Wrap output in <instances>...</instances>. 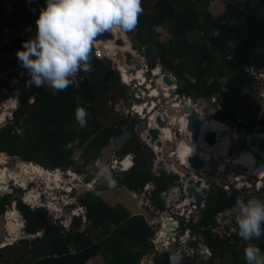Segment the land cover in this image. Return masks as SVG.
Wrapping results in <instances>:
<instances>
[{"label": "trees", "instance_id": "16d2710c", "mask_svg": "<svg viewBox=\"0 0 264 264\" xmlns=\"http://www.w3.org/2000/svg\"><path fill=\"white\" fill-rule=\"evenodd\" d=\"M200 1L201 3L197 0H158V9L155 10V13L152 15L140 14L136 30L127 34L133 37L135 46L138 48H142L148 41L159 45L160 64L164 70L172 72L177 77L179 91L182 94L199 98L222 92V86L218 80L214 79L210 82L211 77L205 68L206 64L213 63L215 54L225 61L233 73L244 78L247 77L250 85L253 86L254 79L249 76L247 67L250 65L264 66V55L261 53L252 55L255 46L259 45L258 47L264 48V15L260 17L263 23L260 24L257 23V12L242 10L239 5L230 1ZM257 7L264 11V0H257ZM40 9L30 14L25 10L23 13H14L8 16H2V11H0V25L17 24L18 21L23 20L35 27ZM165 25H168L172 34L169 41H161L160 33L157 30V27ZM190 29L200 31L206 39L211 41V45L197 39H186ZM215 31L218 32L216 36L213 35ZM247 33L255 37L246 40L244 45H239L233 50L232 42L244 38ZM256 37H260L258 41ZM231 52L234 53V58L228 60L227 55ZM149 63L151 67H154L157 62L149 59ZM189 64L192 68H189ZM105 71H110V69H105ZM187 72L194 80L186 75ZM93 80L92 78L90 87L95 101L91 104L85 101L84 91L81 88L83 82L80 80H77L78 84L69 86L57 95H53L52 90L46 85L40 87L37 90L35 103H24L19 106L14 113V121L0 129V152L20 155L26 161H33L46 168L54 169L75 164L73 158L75 149L81 148L84 143L88 142L89 149H86L87 152L84 153L89 159L96 160L100 156L101 147L108 144L111 135L115 134L114 127L118 121L107 125L99 119L95 105L96 101L101 99L100 80ZM101 81L103 82V80ZM77 107H84L89 113L85 128H81L75 120L74 113ZM232 110L235 111L236 107H232ZM18 129H23L24 134L21 135ZM91 136L93 137L90 140ZM76 140L79 143L74 148L66 149L64 147L67 142ZM132 149L134 150L135 147L129 144L121 151L129 152ZM137 152V163L130 171L113 170L118 182L117 187L125 186L140 190L151 180H157L159 188L174 183L175 178L167 179L165 171L162 172L161 177H157L152 168L147 166V161L141 162L145 150ZM107 188L106 185H101L95 191L100 193L101 190ZM25 189L30 191L28 193L34 192L38 201L42 202L43 194L39 188L32 187L28 182ZM229 192L231 196L228 195ZM240 195H245L246 199L255 197L264 201L259 191L247 193L235 188L219 189L218 191L214 189V192L210 191L207 195L205 207L201 210L198 222L191 221L188 225L191 228L209 226L214 223L217 212L224 207L236 204V197ZM153 197L155 202L162 207L157 191H154ZM9 198V195L0 197V213L6 210ZM81 198L87 208L88 220L94 227L102 226V230L91 233L87 227L83 232H68L63 236L59 226L50 225L34 243L47 244L43 255L37 260L29 261L28 255L33 251L30 249L31 246L29 247V242L25 240L26 245L21 250L24 252L23 259L20 260H25L26 264H88L87 262L96 257L102 249L107 264H141L144 255L149 253L152 248L151 237L154 234L145 217L132 215L121 204H109L102 198L101 193L96 196L93 191H89ZM19 208L26 219H31L33 216L32 221L27 225L29 233H36L38 228L49 223L44 209L37 210V215L28 205L21 202ZM76 223L79 225L81 219L77 218ZM18 228L20 226H17V230ZM204 235L206 243L213 253L210 260L212 264L216 262L217 258L224 259L228 252L232 253L233 264H247L245 259H241L247 243L240 237L235 243H231L215 238L208 229L204 230ZM93 237L96 240L92 239ZM250 243L256 244L264 251V236ZM5 260L13 262L9 257ZM20 260L16 261V264H20ZM155 264H169V253L157 254ZM183 264L192 263L183 260ZM217 264H221V262Z\"/></svg>", "mask_w": 264, "mask_h": 264}, {"label": "clouds", "instance_id": "9594fccd", "mask_svg": "<svg viewBox=\"0 0 264 264\" xmlns=\"http://www.w3.org/2000/svg\"><path fill=\"white\" fill-rule=\"evenodd\" d=\"M142 11L143 9L141 7V0H46V6L40 9L39 15L35 22V28H36L35 36L25 41L23 43V47L21 49H18L16 52L17 60L19 61L21 66L27 70L29 74V79L26 81V85L29 87L34 85L38 88L46 85L48 88L52 90L53 95H57L60 92L66 90L69 86L78 84L77 80H80L83 83L87 82L91 74L88 77L86 76V73L90 71H92L91 73H93L94 71V69L91 68V64H90V61L92 59V50L96 42L98 43L99 41L100 42L102 41V40L96 41L97 37L102 36L104 33L118 30V31L123 32V34L125 33V35L129 38V35L127 33L133 32L136 30L138 26V22H139V16L142 13ZM115 37L116 39L118 38V36L116 35ZM129 40L131 41V47L133 48L132 54H134V52L136 53V55H134L133 63L134 62L136 63L138 60H140L139 62L142 63L143 69H145V73L149 72V74H151V76H148V77H152L154 75L152 74V72L154 71V68H156L157 66H160L161 67L160 72H162V74L160 77L158 75L157 76L155 75V76L157 78L156 80H158L159 78L163 80V76L165 72L168 70L163 69V66L160 64V61L159 62L155 61L157 62L156 65L154 67H151L149 63V59L151 58L146 56L143 51L144 45L142 48H138L135 46L134 41H132L130 38ZM109 41L110 40H106L100 43V45H102L106 51H108L107 45H104V43L109 42ZM110 42H113L114 45L117 46L115 48L112 47L111 52H113V54L120 48H122V50L125 51L124 47L116 44V41L113 40ZM113 54L111 55L113 58H115ZM142 57H144V61L142 60ZM98 60L100 61L106 60L107 62H109L108 68L110 69V71H113L117 75L118 81L124 86L126 82L122 80L123 79L122 68H120L119 66L120 63L116 60V58H115V61H116L115 68H113L112 60L109 58H106L104 60H101V59H98ZM123 64L128 65L125 62ZM79 72H81L82 76L84 77L83 80H81L80 78L75 79V77L79 74ZM169 74L172 80L174 81V84L170 85V88L173 89V92L171 93L169 91L170 95L167 98V96L165 95L166 91L162 89L164 92L163 98H160L158 100L159 101L158 103H160V106L162 108V112L158 113L157 111L153 110L151 113L156 112L157 115L158 114L161 115L164 113V114L171 116L170 107L180 108L186 101H189L190 104L192 103L196 104V102L192 100V96L180 93V91L178 90V86L175 81V78L173 76L174 74L170 71H169ZM81 88L84 89L85 101L88 104L93 103L95 101V96L92 95L91 89L87 90L88 87L87 89L84 87H81ZM88 94L89 96L91 94L94 100L90 101L87 98ZM178 97L180 98L178 99ZM169 98L171 100L166 101L164 103V100H167ZM212 102L214 101L212 100ZM177 105H180V106H177ZM153 108H156V104L154 105ZM134 110L132 109V106H131L129 111L132 116H133V113L135 112ZM151 113L148 116L149 123L151 122V118H152ZM178 114H181V112L179 111ZM74 115H75V120L78 122L81 128L87 127V117L89 113L84 107H77L75 109ZM139 115H140V118H144L143 114H139ZM182 115L183 114H181V116ZM162 119L165 120L163 117ZM219 121L223 122V120H219ZM2 122L3 121H1L0 123L2 124ZM169 124L171 125L172 122H169ZM2 127L4 126L0 125V129ZM177 128L178 129H175V134L178 138H180L181 135L182 136L184 135L183 134L184 132H183V129H180L181 127L177 126ZM178 131H181V134H178ZM259 136H262V135H259ZM78 143H79L78 140L69 141L66 143L64 147L66 149H72ZM148 143L149 141L147 142V144ZM168 144H169V151L171 150L170 154H172V152L176 150V144L173 142H169V141H168ZM151 149L153 148L151 147ZM119 150L121 151L122 149H119ZM248 150H250V148ZM153 151L155 152L154 149ZM255 153L259 154L258 151H254V154ZM101 154L102 153H100V156ZM114 154H117V153H114ZM130 155L132 156L131 159H133V163L130 162L131 166L127 169H125L123 166L124 162L118 163L121 165L120 168L117 167L113 169L108 165L109 163L106 164L102 161H99L100 159V156H99L94 161V164H95V171H94L95 182L94 183L106 185L109 189H115L118 186V182L114 176L113 170H117L120 172L130 171L135 165V155L134 154H130ZM117 156H120L119 153ZM57 168H59L60 171H64V169L62 168H65V167H57ZM47 169L52 170V168H47ZM186 169L187 170L184 169L183 172L192 170L189 168H186ZM207 170L209 174L217 175L218 177L217 179L213 177L209 179V183H207L209 185L208 187L209 192L212 190L213 181H216L219 183V182H222L223 179L225 178L226 181L230 182V180L233 179L231 176H228V174L233 171L231 169L220 171L219 166H218L217 172L213 171L211 168H207ZM65 171H66L65 175H70V173L67 170ZM194 171L197 173H193V178H195V180H197V178H202V180L204 181V185H207L204 180L205 179L204 177L206 176V174L204 172L203 173L200 172V171H203V169L199 171H196V170ZM183 172H181V174ZM220 172H225L227 174L224 176L223 175L220 176L218 175ZM84 173L87 176L88 175L90 176L92 174L90 173V170L84 171ZM174 175L180 176L178 172H175ZM66 177L68 178V176ZM248 178H247V181H248ZM68 179H69L68 181H71V182L76 181V177L74 178L71 177ZM250 179L252 181V178ZM187 180L188 179H186V181ZM151 181L155 182L156 180H151ZM234 181L236 183L237 180H234ZM89 184L90 183L73 187L71 183L70 189L61 188V190H63L64 193L68 195V198H67L68 201L67 200L65 201L63 198H61L65 196V194L60 197V200H58L57 198L50 197L52 198V200H57L58 201L57 203L62 204L63 206L61 207L58 206V210L55 211L56 215L54 214V212H52L49 215L46 213L48 219L53 218L54 220H57L59 215L65 212L64 211L65 209L70 207L69 202L71 201L73 192L76 197H78V195L82 193L81 191H83L84 194L89 191H93L94 195L99 196L100 193L98 191H95L96 189L92 190L93 185L88 187ZM262 187L259 189V192H261V194L264 193L261 191ZM231 188H233V186H231ZM219 189L226 190L223 186H220V185L218 187V190ZM235 189L246 192V190L249 188L245 189V188L237 187ZM228 195L231 196V193L229 192ZM80 203L82 207L84 208V210L83 212L73 211L72 218L74 220H76L77 218H83L87 216L86 206L81 202V200H80ZM45 204L48 206L47 202ZM54 204L57 206L56 203ZM28 206L30 207L32 205L29 204ZM37 207H40V206H37ZM163 207L164 205L162 203L161 208L163 209ZM204 207H205V201L203 203V208ZM35 208H32V210H34ZM46 208L47 207L43 206L41 209H44L45 211H47ZM81 209L82 208H80V210ZM236 209H237V212L235 215V221H236V224L238 225V235L243 241L247 243V246L244 248V257H245L247 264H264V251H262L261 248L258 247L256 244L250 243L253 240H259L262 236H264V201L257 199L255 197H248L246 199L245 195H240L236 197ZM201 210L198 209L197 214L200 213L201 215ZM134 215L144 216V214H141V213L134 214ZM194 222H198V221H194ZM70 223L65 224L63 222L61 223V225L70 226ZM43 233L39 234L38 237L42 236ZM202 234L204 235V232ZM200 242L198 244V249H199ZM200 250L202 252H206V249L200 248ZM160 253H169V264H183V260L190 262L192 264L193 263L202 264V258L199 255V252H197L195 259H187V260L184 259V255L180 249H177L176 251L172 253L171 252H157V254H160ZM157 254L154 256V261H153L154 264H155V257L157 256ZM209 258L211 260L210 256ZM213 264H217V263L215 262Z\"/></svg>", "mask_w": 264, "mask_h": 264}, {"label": "rangeland", "instance_id": "374dc122", "mask_svg": "<svg viewBox=\"0 0 264 264\" xmlns=\"http://www.w3.org/2000/svg\"><path fill=\"white\" fill-rule=\"evenodd\" d=\"M197 1L199 3H201L200 0H197ZM226 1H230V0H226ZM234 2L237 3V0H235ZM155 3L156 2L154 0V3L151 5V7L146 9L147 13H149V14L153 13L154 10L152 7L155 6ZM241 3H243V2H241ZM40 8H42V7H40ZM241 8H244V10H248L251 12L252 11L257 12V17H258L257 23L263 24L260 20V17H262L264 15V11L262 9H260L259 7H257V0H244V4L241 6ZM144 11H145V8L143 9L142 12H144ZM157 30L160 33V40L164 39V41H169L172 38V34L170 33V31L168 29V25L159 26V27H157ZM217 34H218L217 31H215L213 33L214 36H216ZM128 35H129V38L133 41L134 40L133 37L130 34H128ZM254 37L255 36L251 35L250 33H247L244 38L234 40L232 42L233 50L236 47H238L239 45H241V46L244 45L246 40L247 41L251 40ZM125 38L127 39V47L124 49L133 51V48L131 47V41L127 37H125ZM256 38L258 41V39L260 37H256ZM258 46L259 45L255 46L254 50L252 51L253 54L264 52V49L260 48ZM213 57H214L213 63L206 64L205 68L207 69V72L211 77L210 82H212L214 79L218 80L220 85L222 86V92L210 95L208 97L195 98L192 96V100L195 101L196 105H199L200 108L201 107L204 108L203 112H204V116L206 118L213 117L216 120L217 119L223 120V122L226 125H228L229 131L231 133L237 132L240 134V136H243V137L245 135L248 136V135H251L254 133L255 134L260 133L264 137V97H262V95H261V93L264 92V74H261L257 78H254L255 79L254 84H253V86H251L247 77L244 78L241 75L233 73L230 70V68L227 66L225 61L222 58H220L217 54H215ZM233 58H234L233 52H231L227 55L228 60H233ZM139 61L140 60H138L136 62V64L139 63ZM189 68H192V66L190 64H189ZM263 71H264V69H263ZM91 72L92 71L86 73V76L89 77ZM94 73H95V71H94ZM146 74H147V76H151V74H149V72ZM103 75H104V73H103ZM186 75L191 80H194V78L191 76V74L189 72H187ZM173 76L175 78V81L177 83L178 90H179L178 79L175 75H173ZM249 76L253 77L251 75V73ZM98 80H101V79H98ZM99 83H100L99 84L100 85L99 94L101 95V99L96 101V105H95V108L98 111L99 119L102 120L107 125H110L111 123L116 121V119L119 122L121 121L124 124L128 123V121L130 120V116H129L130 111L129 110L132 106V100L130 99L129 94L126 93L124 86L118 81L117 78L115 79V82L112 84H107L106 82L103 84L100 81H99ZM90 84H91V80H87V82H84L81 85V87H84L86 89L88 87L87 90H90L91 89ZM93 100H94V98H93ZM212 100L214 102H212ZM166 101H170V99L164 100V103ZM232 107H236V110L233 111ZM117 109L118 110L120 109L119 112L117 111ZM9 112H11V111H9ZM161 115L165 119L167 124L170 125L169 124V122H171L170 121V115H167L164 113ZM119 122H118V124H119ZM0 125H1V123H0ZM177 126H176V129H177ZM180 129H182V128H180ZM18 131L21 133V135L24 134L23 129H18ZM178 134H181V131H178ZM226 135H227V133L226 134L222 133V134H220V137L222 139H224ZM92 137L93 136L90 137V140L92 139ZM141 139H142V137H141ZM141 142L142 143H140V145L143 148L142 150H145V152L142 154L141 162L147 161V166L151 167L152 170L154 171V173H160L161 174L163 171H165L167 179L172 178V177L176 179L177 177H176V175H174V173L177 172L176 169L172 166L166 165L165 161H163L162 165H160V164L157 165V166H165V167H163L160 170H158L157 168L153 169V166H156L155 160L157 159V153H155L153 151V149H151V147L147 144L148 141L146 142L142 139ZM106 145L101 147L102 152L104 151V147ZM133 146H135V145H133ZM251 147H252V145H250V148ZM86 149L87 150L89 149L88 142L84 143L81 148L75 149V151L73 153V158L75 159V164H72L70 166L62 168V169H64V171H60L59 168L52 169L53 171H60L62 173L63 177H61L62 179L60 181H51V182L43 183L42 181H40L38 179H36V180L29 179L30 185L32 187L36 186L37 188H39V190L43 194L42 195V203H40L37 200V198H34V200H29L27 198V193L30 191L25 189L24 187L20 186L17 178H13L8 183L9 186L7 189L0 191V197H3L5 195L10 196V198L8 200L9 204L6 206V210L3 213H0V260H1L0 262H1V264H16V261L23 259V253L24 252H22L21 250L24 249V247L26 245L25 244L26 238L30 239V240H26L30 244V245L28 244L29 247L31 246L30 249H32V251L36 250V252L29 253L27 259L29 261L39 259L43 255L42 250L39 251L37 249V247L34 246L33 241L38 237V234H40L41 232L43 233L44 231L47 230V228H48L47 226H50V225L60 226L61 223H63V222L65 224L71 222L70 227H73L76 232L77 231L83 232L86 230L87 227H89V231L91 233L100 232L102 230V226L94 227V225L92 223H90L89 220L87 222H85V227H82L81 225H77L76 220H74L72 218V212L73 211L74 212H83L84 208L82 207V205L79 202V200H81V197L78 199V197H76L74 195V192L72 194L73 196L71 198V201L69 202L70 207L65 209L64 210L65 212L61 213L60 215L58 213L59 217L57 220H54L53 218H49L50 219L49 223H47L44 226H41L40 228L37 229L36 233H38V234L28 232L27 225L29 222L32 221L33 216L31 219H26L22 210L19 208V203L21 202V203L26 204V205L27 204L32 205L33 207L30 206L31 210H32V208L36 207L34 210H32L34 212V214L38 215L37 210L41 209L43 206L47 207L46 213L48 215L51 214L52 212H54V214H55V211L58 210V206H56L54 203H56L58 201L52 200V198H50V197L57 198L58 200H60V197L65 194L64 191L61 190V188L70 189L71 183H72L73 187L79 186L82 184L90 183L88 185V187L93 185L92 190L98 189V187L101 186V184L94 183L95 182V176H94V171H95L94 161L95 160H93V159L91 160L88 158V156L85 155L84 152L86 151ZM139 151H141V150H139ZM240 151H242V150H240V148L237 146V142L233 143L232 150H231L230 154H232V156H234L236 154V152L239 153ZM114 153H117V154H114ZM118 153L120 156H117ZM129 153L135 155V163H137L138 152H134L133 149L129 152L128 151L123 152V151H120L119 149H117V150L114 149L108 165L111 167V164H113L114 158L118 159V163H121V162L123 163L125 160L129 159V155H130ZM258 153L259 154L255 153L256 158H258V161H261L262 159H264V158H262L263 154L260 152H258ZM15 158H17V157L16 156H7L5 154V152L4 153L0 152V169L7 168L10 171V169L13 168V165H12L13 162L12 161ZM22 160H24V159L22 158ZM24 161H26V160H24ZM169 161H171V160H169ZM166 162H167V160H166ZM89 164H90V166H88ZM117 165L121 166L120 164H117ZM85 169H87L88 171L90 170V173H92V174L90 176L89 175L87 176L84 173ZM65 170H67L70 173V175H65V172H66ZM124 172H128V171H124ZM220 173H221L220 175H226L227 174L225 172H220ZM66 176H68V178L76 177V181L75 182L68 181L69 179ZM256 181L257 180H255V178H252V181H249V182L244 180L243 181L244 185H243V183L242 184L240 183L239 188H245V189L249 188L246 190V192L254 193L255 191H257V189H256L257 187L255 185ZM174 183H175V181H174ZM174 183L167 186V187L159 188L158 187L159 184L157 183V180L155 182L154 181H148L146 186L140 190L130 189L128 187L121 186V187H116L115 189H109V188H107L105 190L103 189L100 191V193H101V196H102V194H105L104 196L107 198L109 204H112V205L114 203H115V205L121 204L122 206L127 208L132 215L140 214L141 212H142L141 214L144 213L145 215H147V213L145 211H142L144 208L141 207L142 206L141 202H148L151 199L152 202L155 203V205L157 207L156 209H162L160 207V204L155 202V199L153 197L154 191L158 192L159 199H160L161 203H163V205H164V202L162 199V192L164 190H169L172 187H174V185H175ZM212 185H210V186H212L211 191L214 192V189L218 188L219 184H218V182L213 181ZM234 187L235 186H233V188ZM235 188H237V187H235ZM74 191H75V189H74ZM262 196L264 198V193L262 194ZM61 198H63L65 201L66 200L68 201V199H67L68 195H66V194H65V196H63ZM107 200H105V201L107 202ZM132 200H134V201H132ZM46 202H47V204H48V202H51L53 207L49 204L47 206L45 204ZM172 202H173V200H172ZM37 206H40V207H37ZM165 206H166V199H165ZM15 207H17L20 214L22 215V220H21V218L14 219L11 217L12 209ZM80 208H82V209L80 210ZM60 216H62V217H60ZM17 226H20V228H18V230H17ZM80 226H81V228H80ZM113 228H115L114 225H113ZM18 233H20V236ZM166 234L167 233H165V236H166ZM8 237H10V239H12V242H9V243L7 241L4 242V244H8L5 246L4 244H2V242L5 239H7ZM154 237H153L154 239H157L160 236L155 235ZM92 239L96 240L94 237ZM39 246H40V244H39ZM104 255H105L104 251L101 249L100 253L96 257L92 258L88 264H107L106 258L104 257ZM145 255L141 261V264H147L146 261H148L150 259L149 257L147 258V256H145ZM7 257L11 258L13 260V262L12 261L6 262L5 259H7ZM109 257H110V255H109ZM242 258L245 259L244 254L241 255V259ZM20 261H21L20 264H26L25 260H20ZM218 262H221V264H233L232 253L228 252L226 254V256L224 257V259H222V260L217 258L216 263H218ZM234 263H236V262L234 261ZM152 264H154V262Z\"/></svg>", "mask_w": 264, "mask_h": 264}, {"label": "built area", "instance_id": "2783aa9c", "mask_svg": "<svg viewBox=\"0 0 264 264\" xmlns=\"http://www.w3.org/2000/svg\"><path fill=\"white\" fill-rule=\"evenodd\" d=\"M45 6L46 0H0L2 16L23 13L25 10L30 14V12H35L37 9H40V7ZM35 34L36 28L23 20L18 21L17 24L0 25V122L3 121L1 126H5L9 122L14 121V113L21 104H33L36 101L37 90L39 88H37L32 94L26 96L21 102H17L13 99L14 94L21 93L19 90L20 85L24 83L26 79H29L27 70L24 69L17 60L16 52L23 47L25 41L34 37ZM98 43L95 44L92 50L93 55L101 60L106 58L111 59L112 66L115 68L116 61L111 55L113 52L108 54L104 47L100 45L102 41H99ZM142 60L144 61V57H142ZM91 68L93 69L92 65ZM76 78H80L81 80L84 79L81 72H79L75 79ZM4 99H10L15 105L5 106L3 103ZM7 107H10V110L5 112L4 109ZM160 159L157 158L155 160L156 166H153V169L157 168L160 170L165 167L157 166L160 164ZM131 162L133 163L132 159ZM117 164L118 159L114 158L111 168H120V166H116ZM200 172L203 173V171ZM220 174L221 173L218 175ZM155 175L160 176L161 174L155 173ZM218 184L223 186L226 190H229L232 185L239 187V184L235 183L233 179L228 182L224 178L223 181ZM187 186L188 182L184 181L182 176H177L174 187L162 192L164 209H156L157 207L151 199L148 202H141V207L144 208L142 211L147 213V215L143 213L146 216V221L154 232L151 237L152 251L145 255L147 258H150L146 261L147 264L153 263L154 256L157 252L172 253L177 249L182 251L184 259H195L198 252L200 236L206 229H208L215 238L229 241L231 243H235L237 238H239L238 225L235 221V215L237 212L236 204L219 210L215 216L214 223L209 226L191 228L188 224L191 221H195L198 207L195 204L194 197H187ZM206 186L209 187L208 184ZM262 186H264V183H262L261 186L257 184L256 189L259 191ZM199 190L201 191V188H199ZM183 196H185L184 199H182ZM169 222H171V226ZM165 233H167L166 236ZM155 235L160 237L154 239ZM206 252L212 257L213 253L211 249L207 248Z\"/></svg>", "mask_w": 264, "mask_h": 264}, {"label": "bare ground", "instance_id": "6f19581e", "mask_svg": "<svg viewBox=\"0 0 264 264\" xmlns=\"http://www.w3.org/2000/svg\"><path fill=\"white\" fill-rule=\"evenodd\" d=\"M112 33L118 37L121 36L124 39V42H125L124 48H126L127 47V39H125L123 32L118 31V30H114V31H112ZM96 44H97V42H96ZM104 45H107L108 51H106V52H108V53L111 52L112 47H114V48L117 47L114 45L113 42H110V41L105 42ZM134 55H136L135 52H134ZM123 63L124 62H120L119 66H120V68H122L123 78H124L126 83L129 84V82H131L132 80H133L132 82L140 80L141 83L138 82L139 84H145L146 85L148 83L147 88H150V90L152 91V96H156L159 94V88L158 87L152 88L154 86H151L150 82H148V79H147L148 76L145 73V69L137 68L136 63L134 62L131 66H133V68H135L136 72L133 70V68H131V71H130L128 69V65H125ZM160 69H161V67L157 66L156 68H154V71L152 72V74H154L156 76L158 75L160 77L162 74V72H160ZM129 79H130V81H129ZM127 81H129V82H127ZM157 82H158L159 86H161V88L164 91H166V94L169 93V95H170V92H169V90L171 89V88H169L170 86L168 84L164 83L161 78H159ZM146 89H144V90L142 89V92H138V93H136V95H141V94L145 95V92H143V91H145ZM165 89H167V90H165ZM138 91H141V90L139 89ZM167 98H168V96H167ZM3 103L5 106L15 105L14 102H12L8 99H6V100L4 99ZM153 104L155 105V102L141 101V104H139V105L133 103L132 107H133V110L135 109L136 111H139L140 113L143 112V110L146 108L147 110H145L144 112L146 113L148 111V114H150L155 109V108H153V106H154ZM192 105H194V107L202 113V117H204V112H203L204 108L203 107L200 108L199 105H196L194 103H192ZM177 106H180V105H177ZM9 108L10 107H7L6 109H4V111L8 112V110H10ZM170 110H171L170 121L173 123V125L174 124H175V126L178 125L183 129L184 135L183 136L181 135V139H179L176 136L175 131L170 128V125L167 124L164 127H159V125L156 122V116H157L156 112L151 113L152 118H151V122H150L149 126L150 127H157L160 129L159 139H161L164 142V144H168V141L172 142L171 140H173V141L176 140V142H177V143H175L176 144V150L172 152L173 155L170 154V151H171L170 150L168 152V157H163L164 145L162 147H159V146H157L156 143L152 144V142L147 137V133L141 134L142 138L147 139L152 145H155L158 148L156 150L151 144L148 143L157 153V158L158 159L161 158L160 159L161 162L165 161L166 165H168V164L173 165L172 167L177 166L180 170H183V171L185 168L195 170L188 163V156H190L193 153H198V154H200V156L203 157V159L206 162V165L204 167V168H206V170H207V168L212 169L213 166H211V165L214 164L216 161V162H219V163H217V166L219 165V170L225 171L226 170V162H230V164H233L232 166L238 165V166L245 167V169H246L242 172L232 171L231 173L228 174V176H231L234 180H237L236 183L242 184L244 180L247 181L248 177L255 178V180H257L256 185L258 184L259 186H261L262 183H264V159H262L261 161H258V158H256V155L254 154V151H258V152L262 153L264 156V152L261 151L258 148V146H252L250 148V150H243V151H240L237 155L232 156V154H230L231 150H232V145H233V143H236L237 140L240 138V134L237 132L231 133L226 124L220 130L218 128L220 121L214 119L213 117H208V118L205 117V123L202 125V135L206 134L208 131L215 132L216 143L211 145L207 141H204L202 138H200L201 140H199V141H195L191 138V134L186 128V126H187V115L183 114L181 116L182 113L178 114V112L180 111V108H178V107H170ZM225 132L227 133V135L225 136L224 139H222L220 137V134H222V133L226 134ZM251 135H248V136L245 135L244 137H247L248 141H250ZM255 135L259 136L262 134L256 133ZM147 140H145V141L147 142ZM1 153H4V152H1ZM160 153H162V154H160ZM7 156H16V155H7ZM16 157L18 159L15 158L12 161L13 162L12 163L13 168H11L10 171L7 168L0 169V191L7 189L9 186L8 183L13 178H17L18 182H20L21 184H24L27 179H31V180L38 179V180L42 181L43 183H47V182H51V181H60L61 177H63L62 173L60 171H53V170L51 171V169H47L38 163L30 162V161H24V160L20 159V157H18V156H16ZM131 157L132 156L129 155V159L124 161L123 166L125 169H127L131 166V163H130ZM262 158H264V157H262ZM166 160L168 163L166 162ZM169 160H171V161H169ZM129 163H130V165H129ZM189 166H191V167H189ZM217 170H218V168H217ZM176 171L181 176L180 171L177 169H176ZM183 176H184V174H182V177ZM194 180H195V178H194ZM243 185H244V183H243ZM22 187L26 188L27 184L23 185ZM34 196H35V198H37V196L34 192L27 193V198L29 200H34ZM48 204L53 207L51 202H48ZM17 210H18L17 207L12 209L11 217L14 219L21 218V220H22V215L21 214L18 215ZM169 223L171 226L172 225L171 222H169ZM6 241L9 243V242H12V239H10V237H8L7 239H5L2 242V244H4V242H6ZM4 245L6 246L8 244H4Z\"/></svg>", "mask_w": 264, "mask_h": 264}, {"label": "water", "instance_id": "95a60500", "mask_svg": "<svg viewBox=\"0 0 264 264\" xmlns=\"http://www.w3.org/2000/svg\"><path fill=\"white\" fill-rule=\"evenodd\" d=\"M186 39H197L200 40L202 43H207L208 45H211V41L206 39L205 36L198 31L197 29H190L187 32L186 35ZM102 40L103 42L106 40H110V41H116V44L119 46L124 47L125 42L124 39L122 37H118L116 39L115 35L112 32H107L104 33L102 36L97 37L96 41ZM216 49V47H214ZM143 51L145 53L146 56H148L149 58H151L154 61L159 62L161 59V51L159 48V45L157 43L148 41L143 48ZM113 56L116 58V60L120 63V62H125L126 64L130 65L128 66V69L131 71V68H133V66H131V64L133 63V59H134V54H132V52L130 50H122V48H120L119 50H117ZM137 68H143L142 63H137L136 64ZM133 70L136 72L135 68H133ZM114 75L113 71H110V73L108 74V77H111ZM148 82H150L151 86H154L152 88L158 87L159 88V94L158 96H152V91L150 90V88L148 87V83L145 84H139L141 83L140 80L134 81V82H130L129 84H124L126 93L129 94L130 99L132 100V104H141V101H147V102H155L156 104V108L154 109L155 111H157L158 113L162 112V108L160 106V103H158L160 98H163V90L161 88V86H159L158 84V80H156V76L153 75L152 77H147ZM28 79L25 80L24 83H22L19 87V90L21 91V93L18 94H14L13 95V99L16 100L17 102H21L25 99L26 96L32 94L33 92H35L37 90L38 87L36 86H27L26 85V81ZM139 82V83H138ZM163 82L170 85L174 84V81L172 80L169 71H166L164 76H163ZM147 88V89H146ZM141 91H138V90ZM142 89H146L145 91V95L141 94V95H136V93L138 92H142ZM171 93L173 92V89L169 90ZM180 97H178L179 99ZM154 107V106H153ZM147 110L146 108L143 110V112L139 113L138 111L135 110V112L133 113V117L134 119L137 121V125H136V133L138 135L141 134H146L147 133V137L148 139L152 142V144L156 143L157 146L162 147L164 145V153H163V157H168V152H169V144H164V142L159 139V135H160V129L157 127H150L149 126V120H148V111L145 113L144 111ZM180 112L182 114L187 115V130L190 132L191 134V138L195 141H199L201 140L200 138H202L204 141H207L209 144L213 145L216 143V134L215 132L212 131H208L206 134L202 135V125L205 123V116L202 117V113L197 110L194 105L190 104L189 101H186L181 107H180ZM139 114H143L144 118H140ZM156 122L159 125V127H164L165 125H167V122L165 120L162 119V116L160 114H158L156 116ZM132 136V132L131 130H129L128 128H124L123 129V133L119 136H112L111 137V141L110 143H108L105 147H104V151L102 152L99 161H102L106 164L109 163L110 158L113 154V150L115 149H122L124 148V146L126 145V142L129 140V138ZM250 145L252 146H258V148L264 152V137L263 136H257L255 134L251 135V139L248 143V139L246 137L241 136L238 141H237V146L240 148V150H248L250 148ZM7 155H10L8 153H5ZM162 154V153H160ZM236 154H238V152H236ZM235 154V155H236ZM18 157H20L22 159V157L20 155H16ZM188 163L196 170L199 171L201 169H203V172L206 174V176L204 177L206 184L209 183V179H211L212 177L217 179V175H211L208 173V170H206L205 165L206 162L203 159L202 156H200V154L198 153H193L190 156H188ZM217 163L216 162L214 164H212L211 166H213V170L217 172ZM163 162H160V165H162ZM233 164H230V162H226V169H231L235 172H242L245 170V167L242 166H232ZM185 170H187L185 168ZM193 173H197L195 172L193 169L190 171L186 172L185 177H183V180L188 182V186H187V192L188 198H192L194 197L195 200V204L198 207V209H203V203L204 201H206L207 195L209 194V188L208 186L204 185V181L202 180V178H197V180H194L193 178ZM248 181H251L250 178H248ZM201 188V191H199L198 189ZM216 190H218V188H216ZM262 192H264V187H262L261 189ZM83 192V191H81ZM185 196L182 197V199H184ZM200 218V213H198L196 215L195 221H198ZM42 233V232H41ZM40 233V234H41ZM39 235V234H38ZM200 245H199V255L202 258V264H211L210 263V258L208 256V254L206 252H202L200 250V248L202 249H207L209 248V245L206 243L205 237L203 234H201L200 236Z\"/></svg>", "mask_w": 264, "mask_h": 264}, {"label": "flooded vegetation", "instance_id": "af4514ba", "mask_svg": "<svg viewBox=\"0 0 264 264\" xmlns=\"http://www.w3.org/2000/svg\"><path fill=\"white\" fill-rule=\"evenodd\" d=\"M186 38V37H185ZM155 43V42H154ZM260 48H262V47H260ZM264 49V48H263ZM261 54L262 55H264V52H261ZM252 55H254L253 53H252ZM263 69H264V66L263 67H258L257 65H250V66H248L247 67V71L248 72H250L251 73V75L253 76L252 78L254 79V78H257L259 75H261V74H264V71H263ZM110 73V71H107L105 74H104V76H103V82H106L107 84H112V83H114L115 82V79L117 78V75L114 73V75L113 76H111V77H108V74ZM124 82H125V80H124V78L122 79ZM255 80V79H254ZM129 81H130V79H129ZM129 81H127V82H129ZM170 88V87H169ZM165 90H167V89H165ZM261 95H262V97H264V92H262L261 93ZM166 96H169V93H167L166 94ZM88 98V97H87ZM89 99V98H88ZM132 106H133V104H132ZM129 116H130V120L128 121V123H122L121 121L119 122L117 119H116V121H118L119 122V124H118V122H117V124L115 125V127H114V131H115V134H112L111 135V137L112 136H119V135H121L122 133H123V129L124 128H128L129 130H131V132H132V136L129 138V140L126 142V145L125 146H127V145H135L134 147H135V149H134V151L135 152H137V151H139V150H142L143 148H142V146L140 145V143H142L141 141H142V139L143 140H147V139H145V138H142L141 139V135H138L137 133H136V125H137V121L134 119V117L131 115V114H129ZM225 125V123L224 122H219V129L221 130L222 128H223V126ZM172 126V127H171ZM171 126H170V128L172 129V130H174L175 131V129H176V126H175V124L173 125V123L171 124ZM110 137V138H111ZM179 139H181V137L179 138ZM111 140V139H110ZM148 141V140H147ZM173 143H177L176 142V140H171ZM150 143V142H149ZM151 144V143H150ZM124 146V147H125ZM154 146V145H153ZM169 165V164H168ZM169 166H173V165H169ZM177 170H179L180 171V173L181 172H183V170H180L177 166H174ZM189 167H191V166H189ZM182 174H184V176L183 177H185V175H186V173L185 172H183ZM157 176V175H156ZM162 176V174L160 175V176H158V177H161ZM28 182H30L29 181V179H27L26 181H25V183L24 184H21L20 182H18L21 186H23V185H26ZM31 195V194H30ZM34 198H35V196H34ZM42 203V202H41ZM17 213H18V215H20V213H19V210H17ZM152 251V248H151V250H150V252ZM149 252V253H150Z\"/></svg>", "mask_w": 264, "mask_h": 264}, {"label": "crops", "instance_id": "0c3cea01", "mask_svg": "<svg viewBox=\"0 0 264 264\" xmlns=\"http://www.w3.org/2000/svg\"><path fill=\"white\" fill-rule=\"evenodd\" d=\"M157 1L158 0H155V6L154 7H152L153 8V13H155V10H157L158 9V4H157ZM235 0H230V2H232L233 4H237V5H239V7L241 8V6L244 4V0H237V3L236 2H234ZM241 2H243V3H241ZM154 3V0H144V1H142L141 2V7H142V9H144L145 8V11L144 12H142L141 14H146V15H152V14H149V13H147L146 12V9H148V8H150L151 7V5ZM212 6H214V4L212 3ZM216 6V5H215ZM242 10L244 9V8H241ZM0 11H2V9H0ZM36 12V11H35ZM30 13H32V12H30ZM29 14V13H28ZM124 36L125 37H127L126 35H125V33H124ZM128 38V37H127ZM126 39V38H125ZM129 39V38H128ZM161 41H164V39H161ZM108 63L109 62H107L106 60H104V61H100V60H98V59H96L95 58V56L93 55V53H92V59H91V61H90V64L93 66V69H94V71H95V73H94V71H93V73H91V79L93 78L95 81H98V79H101V80H103V73L105 74L107 71H105V69H108ZM90 79V80H91ZM93 80V81H94ZM100 80V82H102ZM103 84L105 83V82H102ZM99 88H100V85H99ZM83 89V88H82ZM83 91H84V89H83ZM88 98H89V100L91 101V100H93V97H92V95L90 94V96H89V94H88ZM121 108V107H120ZM120 110V109H119ZM119 110L117 109V111L119 112ZM152 145V144H151ZM153 146V145H152ZM156 150L158 149L155 145L153 146ZM158 152V151H157ZM129 165H130V163H129ZM128 165V166H129ZM175 184V183H174ZM82 195H84V193L82 192L81 194H79L78 195V197L80 198V197H82ZM105 194H102V198L104 199V200H107V198L104 196ZM78 198V199H79ZM82 199V198H81ZM132 201H134V200H132ZM131 201V202H132ZM79 202H80V200H79ZM82 202V201H81ZM107 202H108V200H107ZM109 203V202H108ZM117 203V202H116ZM56 204H57V206H59V207H61V206H63L62 204H58L57 202H56ZM81 204V203H80ZM113 205H115V203L113 204ZM86 214V213H85ZM87 215V214H86ZM144 217H145V220H146V216L144 215ZM81 219V223L79 224V225H81L82 227H85V222H87L88 221V217L87 216H85V217H83V218H80ZM84 222V223H83ZM148 224V223H147ZM78 225V224H77ZM149 225V224H148ZM81 226H80V228H81ZM48 227V226H47ZM61 229H60V233L64 236V235H66L68 232H72V233H76V231H75V229L73 228V227H70V226H59ZM150 227V226H149ZM151 228V227H150ZM78 232V231H77ZM26 240H30V239H26ZM37 240L35 239L34 241H33V243H35ZM33 245V244H32ZM34 246L35 247H37V249L39 250V251H41L42 250V253H43V250H45L46 248H47V244H44V245H40L39 246V244H34ZM33 252H36V250H33ZM94 258V257H93ZM92 259V258H91ZM90 259V260H91ZM89 260V261H90ZM89 261L87 262V263H89Z\"/></svg>", "mask_w": 264, "mask_h": 264}]
</instances>
